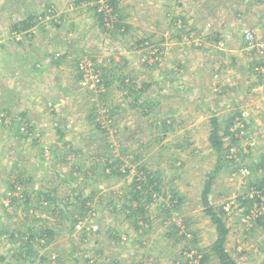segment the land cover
I'll return each mask as SVG.
<instances>
[{
  "label": "rangeland",
  "instance_id": "374dc122",
  "mask_svg": "<svg viewBox=\"0 0 264 264\" xmlns=\"http://www.w3.org/2000/svg\"><path fill=\"white\" fill-rule=\"evenodd\" d=\"M214 1L0 0V264H221L212 177L228 252L264 264V0H221L223 37L192 28Z\"/></svg>",
  "mask_w": 264,
  "mask_h": 264
},
{
  "label": "trees",
  "instance_id": "16d2710c",
  "mask_svg": "<svg viewBox=\"0 0 264 264\" xmlns=\"http://www.w3.org/2000/svg\"><path fill=\"white\" fill-rule=\"evenodd\" d=\"M28 22H22V24L24 25L23 29H26L25 26ZM233 124V122H230L228 124V126L225 129V132H223V134L221 135V131H222V124L221 121H219V118L216 116H212L211 121H210V136H209V142L211 144V147L215 150V152H217L216 154L218 155V157L222 158L223 156V152H224V142L222 141L223 136H228V135H233L236 134V132L234 131H230L231 129V125ZM109 160H106L107 162V166L105 168V172L107 174H109V172H114L116 176H121L123 175V173H121L122 171L119 170L120 168L118 167V169H112L113 166L110 165L108 163ZM153 172L149 171L148 169H146L145 167H140L138 170V174L137 176L140 177L139 181H137L135 183V186L140 185L143 186V190L145 189H150L153 188L154 190H156L157 192L160 191L161 189V182L154 180L155 174L152 175ZM137 178V177H136ZM213 177L208 181L209 184H211V182ZM207 185L206 188L203 190V195H202V202L203 205L205 207V213L207 214V216H209L211 222L213 225H215L216 227V231H217V236H216V240L212 245V252L214 254L217 255V257L221 260V264H238L236 261L233 260V257L230 255V253L228 252L227 248H226V241H227V237L229 234V229L228 226L226 224V221L220 216V214L216 211V209L214 208L213 205H211L208 194L210 192V186L211 185ZM257 190H262L264 187V183L263 184H259V186L257 185V183H255ZM140 192V189H137V193ZM54 202L57 203V199L53 198ZM66 207V206H65ZM58 210V215L63 216V217H68L70 215L69 209L67 210V208H56ZM261 219V218H260ZM259 219V220H260ZM258 220V221H259ZM77 221L76 224L79 222L77 219L75 220ZM32 224H30L29 227L25 228L28 231H32ZM40 229V228H38ZM47 230L50 231V233H52L53 231L50 230V228H48ZM48 233V232H47Z\"/></svg>",
  "mask_w": 264,
  "mask_h": 264
},
{
  "label": "crops",
  "instance_id": "0c3cea01",
  "mask_svg": "<svg viewBox=\"0 0 264 264\" xmlns=\"http://www.w3.org/2000/svg\"><path fill=\"white\" fill-rule=\"evenodd\" d=\"M201 3L202 2L200 3L196 2L195 6L188 10V11H191L190 18L192 21L193 29H196V28H199L200 30L203 29L204 32L206 31L208 32L209 36L213 34L216 37H223V33L221 31H220L221 33H218V32H219V27L222 25L224 21L233 22L234 24L232 25L235 27H237V23H236L237 21H240V23H243L244 15H243L242 10L238 11L237 7H234L233 4L230 5L227 2L223 4L221 0H219L218 2L214 1L212 4H209V2L208 3L204 2V5L198 6ZM200 7H203L205 9L204 13L207 16H205L204 18L199 13ZM198 22H200L198 25L194 24ZM262 25L264 27V21L262 22ZM206 27L209 29L206 30ZM228 29L229 28H226V30ZM226 30H223V32H225ZM261 125L263 128L262 131L264 133V121L261 122ZM257 151H258L257 156H264V137L260 139V144H259ZM5 212L7 211L6 209H4V205L0 203V215L2 216V218H3V215L5 216L7 214Z\"/></svg>",
  "mask_w": 264,
  "mask_h": 264
},
{
  "label": "built area",
  "instance_id": "2783aa9c",
  "mask_svg": "<svg viewBox=\"0 0 264 264\" xmlns=\"http://www.w3.org/2000/svg\"><path fill=\"white\" fill-rule=\"evenodd\" d=\"M254 32L248 31L245 33V37H246V41L248 43L249 47H254V40H255V36H254Z\"/></svg>",
  "mask_w": 264,
  "mask_h": 264
}]
</instances>
